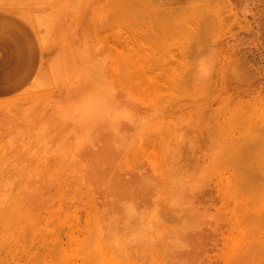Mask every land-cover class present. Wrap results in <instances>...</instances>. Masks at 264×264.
<instances>
[{
  "label": "rangeland",
  "instance_id": "374dc122",
  "mask_svg": "<svg viewBox=\"0 0 264 264\" xmlns=\"http://www.w3.org/2000/svg\"><path fill=\"white\" fill-rule=\"evenodd\" d=\"M242 260L264 261V0H0V264Z\"/></svg>",
  "mask_w": 264,
  "mask_h": 264
},
{
  "label": "bare ground",
  "instance_id": "6f19581e",
  "mask_svg": "<svg viewBox=\"0 0 264 264\" xmlns=\"http://www.w3.org/2000/svg\"><path fill=\"white\" fill-rule=\"evenodd\" d=\"M41 58H42V57H41ZM97 86H98V85H97ZM100 89H102V88H100ZM102 94H103V93H102ZM101 96H102V95H101ZM105 98H106V97H105ZM107 99H108V98H107ZM97 101H98V100H97ZM109 101H110V100H109ZM99 102H100V101H99ZM99 102H97V103H99ZM110 102H111V101H110ZM103 104H104V103H103ZM97 106H98V107H102V108H99V109H100V110L103 109V111H104L103 106H100V104H98ZM106 106H107V105H104V107H106ZM96 108H97V107H96ZM107 108H108V106H107ZM99 109H98V110H99ZM108 109H109V108H108ZM94 110H95V109H94ZM98 110H96V111H98ZM100 110H99V111H100ZM105 110H106V109H105ZM99 111H98L97 115L99 114V115H101V116L103 115L102 113L105 112V111H104V112H101V114H100ZM121 112H122V111H121ZM107 113L110 114V109H109V111H108ZM90 114H91V117H93V116L95 117V115L92 116V113H90ZM93 114H96V113L94 112ZM104 114H106V113H104ZM109 114H106V117H107ZM121 114H122V113H121ZM97 115H96V117H95V118H96V121L93 119V120H94L93 122H92V118L90 117V115L88 116V117L90 118L89 121L91 120V123H94V122L97 123V125H96V124H92L93 126L96 125V126H97V129H96L95 127H93V128L91 129L92 125L90 124V122H87V123L89 124V127L86 128L85 126H84V127L81 126L82 128H79V131H82L83 134L85 133L84 135H82L83 140H89V138H88V139H85V137H87V136H85V135H86V134H90V133H91L90 131L93 130L94 128H95L96 130L94 129L92 132L95 133V131H98L99 127L103 128L102 126H104V128H105V127L107 126V125L104 123V121H105V115H104V117H100V116H97ZM88 117H87V118H88ZM94 117H93V118H94ZM97 117H99V118H97ZM111 117H112V116H111ZM87 118L85 119V121H88ZM98 119H99V120H98ZM100 119H103V121L100 120ZM111 120H113V119H111ZM111 120H109V121H111ZM99 121H100V123L102 122V123H101L102 125H101V124L99 125ZM111 122H113V121H111ZM121 122H122V121H121ZM84 123H85V122L83 121L82 125H83ZM103 123H104V124H103ZM109 123H110V122H109ZM110 124H111V123H110ZM85 125L87 126L86 123H85ZM90 125H91V126H90ZM98 126H99V127H98ZM79 127H80V126H79ZM83 128H85V129L90 128V129L88 130L89 132L86 133L87 130H83ZM81 129H82V130H81ZM75 130H76V129H75ZM102 130H103V129H102ZM83 131H84V132H83ZM85 131H86V132H85ZM99 131H100V130H99ZM96 133H99L100 135H102L101 132H96ZM96 133H95V134H96ZM95 134H94V135H95ZM91 135H92V134H91ZM91 135H90V137H91ZM100 135H99V136H100ZM95 136H96V135H95ZM99 136H96V137H99ZM93 137H94V136H92L91 139L94 140L95 138H93ZM79 138H80V137H79ZM100 138H101V136H100ZM102 138H103V135H102ZM91 139H90V140H91ZM97 139H98V138H97ZM79 141H80V140H79ZM96 159H98V158H96ZM89 166H90V165H89ZM86 171H87V170H86ZM90 172H91V171H90ZM91 176H92V175H91ZM88 177H89V176H88ZM243 253H245V252H242V255H243ZM248 253H249V252H248ZM248 253L246 252L244 255H247ZM242 255H241V256H242ZM249 255H250V253H249ZM247 256H248V255H247ZM253 256H254V255H253ZM255 256H256V255H255ZM250 257H252V256H250ZM250 257L243 256V257H241V258H242V259L244 258L243 260H245V258H250ZM252 258H253V257H252ZM254 259H255V258H253V260H254ZM243 260H242V261H243ZM254 261H255V260H254ZM244 262H245V261H243V264H245ZM261 263H262V261H261ZM263 264H264V261H263Z\"/></svg>",
  "mask_w": 264,
  "mask_h": 264
}]
</instances>
